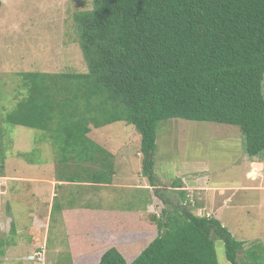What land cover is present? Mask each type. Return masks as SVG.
I'll list each match as a JSON object with an SVG mask.
<instances>
[{"label":"trees","instance_id":"obj_1","mask_svg":"<svg viewBox=\"0 0 264 264\" xmlns=\"http://www.w3.org/2000/svg\"><path fill=\"white\" fill-rule=\"evenodd\" d=\"M91 4L75 15L88 71L20 74L22 98L3 118L49 135L58 149L57 179L112 184L114 156L90 134L92 127L119 122L141 136L143 175L153 188L157 132L164 121L236 126L247 155L264 156V0ZM5 162L0 141V177ZM172 185L181 189L179 201L151 223L142 222L153 238L132 262L115 247L87 250L85 257L101 255L99 264H219L216 242L222 241L230 264H264L262 244L245 249L246 242L234 239L215 216L188 209L182 180ZM156 196L164 201L163 194Z\"/></svg>","mask_w":264,"mask_h":264},{"label":"rangeland","instance_id":"obj_2","mask_svg":"<svg viewBox=\"0 0 264 264\" xmlns=\"http://www.w3.org/2000/svg\"><path fill=\"white\" fill-rule=\"evenodd\" d=\"M1 2L0 141L6 156L4 175L6 172L15 177L21 174L28 179L18 184L0 177V264H73L69 252L71 243L63 240L68 236L60 231V223L54 231L50 230L47 241L50 222L48 215H44V207L48 209L52 201L51 187L38 188L32 181L35 177L49 180L54 174L55 169L51 168L57 162L58 149L46 132L12 126L3 118L22 98L20 74L88 71L78 41L75 15L90 10L91 0ZM121 136H125V141L121 140L119 146L117 139ZM90 137L116 153L112 159L115 174L118 171L119 183L125 182L115 189L106 188L113 190L111 196L95 194L97 202L103 199V205L121 211L127 222L117 225L119 217L116 222H108L99 227L100 231L96 230L105 248L118 246L128 262L135 259L153 238L142 222L151 223L152 216H160L171 203L179 201L181 189H174L172 185L177 180H182L188 188L201 187L188 191V209L194 214L215 216L234 239L246 242L245 249L257 244L264 246V156L251 159L247 155L245 138L238 127L184 119L162 122L153 157L157 188L146 181L152 197L146 214L142 211L149 204V192L139 189L137 181L143 183L148 178L143 175L145 156L141 151V136L134 126L119 122L93 132ZM122 153L128 154L129 160L125 162ZM254 165H259L260 171L252 180L248 176ZM70 191L74 192L72 186ZM63 193L62 202L67 209L72 208L76 201ZM162 194L164 201L156 196ZM60 204L57 201V207ZM216 250L218 263L230 264L222 241L216 242ZM97 256L88 264H99L101 255ZM243 260L241 253L239 261Z\"/></svg>","mask_w":264,"mask_h":264},{"label":"crops","instance_id":"obj_3","mask_svg":"<svg viewBox=\"0 0 264 264\" xmlns=\"http://www.w3.org/2000/svg\"><path fill=\"white\" fill-rule=\"evenodd\" d=\"M99 130L100 129H95L94 131L91 132L90 135H92L93 132L94 133L99 132ZM117 140L120 142L119 146H121L122 145L121 140L124 143L125 136H121V138H118ZM104 147L106 149L108 146L105 145ZM111 153L113 154L115 158L116 153L114 151H111ZM122 157L125 162L129 160L127 159L128 154L126 153H122ZM254 166H259V165H254ZM55 167L56 166L53 165L51 168L52 170L55 169V172H53L54 174L49 177V180H46L40 177H37V178L35 177V179L33 178L32 180V181H35L34 183H37L36 187L38 188L39 187L40 188L51 187V190L50 189L48 190H50L49 192L51 193L52 201L50 202L48 209L47 207H44L45 209L44 215H48L47 219H48V222H50V226L47 228V231H46L48 235L47 241L49 240L50 230L54 231L53 229L55 228L57 223H60L62 225L60 231H62L68 236L67 238H64L63 240L65 241L68 240L71 243L69 252L72 258V263L73 264L91 263L92 260L90 262L88 260V257H85L89 254V253L87 254V250L91 251V250H97L98 248L105 247V244H102L103 242L100 241V239L97 237L98 234L96 230L100 231L101 229L99 227L105 226V224H108V222L109 224L116 222L119 219V217H121V219H119V223L117 225H119L120 223H127L125 222L126 217L121 211H118L114 207L110 208L106 205H103L102 203L103 199L101 200L102 202L101 201L97 202L98 196L95 194L111 196L110 192L113 191L111 189L121 187L124 185L125 182L123 181L122 182L123 184L118 182L119 174H118V171H116L112 184H108V185L92 184V183H74V184L66 183V182H62L59 179H57ZM253 169L250 173L253 172ZM259 171H260V168H258V173ZM250 173L248 177H250ZM3 178L8 179L9 181H15L14 183H18V184H19V181H22L23 179H28L26 175L19 174V175H16L15 177V175H9L7 174V172H6L5 177ZM250 179L255 180L256 178L250 177ZM146 181H148V179H146L143 183L141 180H139L137 181V183H139L138 184L139 189H143V191L149 192V199H148L149 204L147 205V208H146V212H147V210L151 208L152 204L150 201L152 197H151V190L148 189L149 186H147ZM70 186H72L74 189L73 193L70 191ZM183 186H184V190H186L187 192L190 190H197V189L200 190L201 188L199 186L191 187V188H188L187 185H183ZM108 187L111 189H106ZM10 191H9V194H10ZM4 192L5 191H3V193ZM63 192L68 193L71 199L73 198L74 201H76V202H73V205H71L72 208L67 209L66 208L67 205L64 202H62V200L65 199L61 196ZM5 194H8V190H6ZM57 201L61 203L58 207L56 205ZM60 208L62 209L61 213L58 212V209ZM53 210H54V213H53ZM142 212H145V211H142ZM36 220L40 222L39 217H37ZM34 226H35V223H34ZM112 228H114V226H112ZM87 230H88V233L85 234V231ZM75 238H78V240H75ZM116 247L119 249L118 246ZM79 248H81L82 251H80ZM37 254L38 253H36L35 255ZM132 261H129V262H132Z\"/></svg>","mask_w":264,"mask_h":264},{"label":"bare ground","instance_id":"obj_4","mask_svg":"<svg viewBox=\"0 0 264 264\" xmlns=\"http://www.w3.org/2000/svg\"><path fill=\"white\" fill-rule=\"evenodd\" d=\"M258 174V166H254L253 172L250 173V177H255Z\"/></svg>","mask_w":264,"mask_h":264},{"label":"clouds","instance_id":"obj_5","mask_svg":"<svg viewBox=\"0 0 264 264\" xmlns=\"http://www.w3.org/2000/svg\"><path fill=\"white\" fill-rule=\"evenodd\" d=\"M34 257H35V256H34ZM34 257H33V258H34Z\"/></svg>","mask_w":264,"mask_h":264},{"label":"water","instance_id":"obj_6","mask_svg":"<svg viewBox=\"0 0 264 264\" xmlns=\"http://www.w3.org/2000/svg\"><path fill=\"white\" fill-rule=\"evenodd\" d=\"M32 259H34V258H32Z\"/></svg>","mask_w":264,"mask_h":264}]
</instances>
